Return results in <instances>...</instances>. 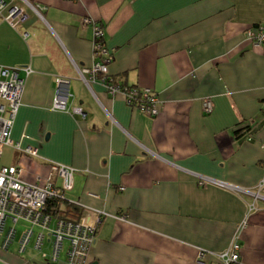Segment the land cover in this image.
Wrapping results in <instances>:
<instances>
[{
    "label": "crops",
    "instance_id": "crops-1",
    "mask_svg": "<svg viewBox=\"0 0 264 264\" xmlns=\"http://www.w3.org/2000/svg\"><path fill=\"white\" fill-rule=\"evenodd\" d=\"M5 1L27 18L16 28L0 18V66L31 73L0 166L40 186L53 164L74 170L67 202L89 222L100 215L90 264H200L201 249L216 264L236 240L243 264H264V49L250 37L264 0ZM93 23L114 57L110 75L152 89L158 116L92 79ZM58 79L69 81L66 111L54 109ZM7 224L16 238L7 250L1 239L0 264H49L53 238L37 249L33 236L21 252L30 225ZM68 247L57 264H69Z\"/></svg>",
    "mask_w": 264,
    "mask_h": 264
},
{
    "label": "built area",
    "instance_id": "built-area-1",
    "mask_svg": "<svg viewBox=\"0 0 264 264\" xmlns=\"http://www.w3.org/2000/svg\"><path fill=\"white\" fill-rule=\"evenodd\" d=\"M72 1V0H68ZM0 18L14 28L17 27L16 20L24 22L27 16L18 6H8L5 0H0ZM89 23V21H87ZM94 28V57L96 61L91 70L90 76L95 81H100L112 97L123 96L126 104L139 110L149 117H156L160 113V101L152 89L125 87L115 82L110 75L109 66L114 60L113 55L104 45V29L98 23H93ZM25 40L29 38L28 33L23 34ZM252 41L264 49V25H260L250 32ZM25 74V78L20 76ZM30 68H7L0 66V159L4 148L12 145L11 131L15 118L18 114L21 99L24 92L26 79L30 75ZM69 81L58 79L54 109L66 111L69 100ZM206 114L214 110V102L207 99L203 106ZM27 155L37 157V149H25ZM54 175L63 180L61 189L54 183ZM23 169L20 166H0V241L3 239V248L7 250L16 238L14 228L8 229V221L16 224L23 220L30 225V228L21 238L20 251L25 252L33 236L37 237L36 248L41 249L47 237L54 239L53 257L49 264H57L64 244H68L67 258L69 264H90V252L95 242V236L99 223L98 213H94L95 222H89L84 216L80 221L54 219L46 213L49 201L59 199L66 200V193L74 186V170L67 167L53 164L51 174L43 186L29 184L22 179ZM202 186L214 184L227 189H233L226 183L212 181L202 178ZM264 190V180L258 191ZM243 193V191H240ZM253 195V192L245 191ZM255 195V194H254ZM260 198H264L257 192ZM67 201V200H66ZM255 205H248V211H255ZM88 217H90L88 215ZM57 222L55 229H52V221ZM241 245L238 240L233 241L230 248L217 255L216 264H243L240 259ZM208 252L201 249L198 252V263L207 264ZM46 257V256H45Z\"/></svg>",
    "mask_w": 264,
    "mask_h": 264
},
{
    "label": "trees",
    "instance_id": "trees-1",
    "mask_svg": "<svg viewBox=\"0 0 264 264\" xmlns=\"http://www.w3.org/2000/svg\"><path fill=\"white\" fill-rule=\"evenodd\" d=\"M46 213L51 215L54 219L69 220L73 222H78L83 217H81L82 210L79 206H74L66 200L61 201L59 199L48 202Z\"/></svg>",
    "mask_w": 264,
    "mask_h": 264
},
{
    "label": "rangeland",
    "instance_id": "rangeland-1",
    "mask_svg": "<svg viewBox=\"0 0 264 264\" xmlns=\"http://www.w3.org/2000/svg\"><path fill=\"white\" fill-rule=\"evenodd\" d=\"M83 217H84V216H83ZM83 217H82V218H83ZM82 218H81V219H82ZM81 219H80V220H81Z\"/></svg>",
    "mask_w": 264,
    "mask_h": 264
}]
</instances>
